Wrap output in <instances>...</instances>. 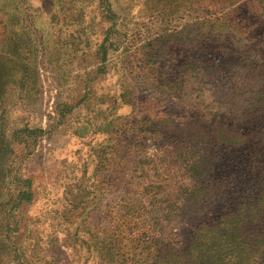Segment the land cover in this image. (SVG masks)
Listing matches in <instances>:
<instances>
[{"label": "rangeland", "instance_id": "1", "mask_svg": "<svg viewBox=\"0 0 264 264\" xmlns=\"http://www.w3.org/2000/svg\"><path fill=\"white\" fill-rule=\"evenodd\" d=\"M248 154L264 0H0V264H264Z\"/></svg>", "mask_w": 264, "mask_h": 264}, {"label": "trees", "instance_id": "2", "mask_svg": "<svg viewBox=\"0 0 264 264\" xmlns=\"http://www.w3.org/2000/svg\"><path fill=\"white\" fill-rule=\"evenodd\" d=\"M248 156L249 159H247L248 161L245 162L246 164L249 163L247 164V168H246L247 176L243 178V180L245 184V190L249 191L248 189H251L254 195L249 196V198L243 199V202L240 204L241 208L238 209V211L239 213L243 214V225L245 226V229L248 223V225H250L251 228L254 229L255 236L264 237V162L258 160L256 156H253L252 154H248ZM221 169H223L222 165H219L218 163L215 164L214 170L220 171ZM234 172L239 175L241 174V171H238L237 167L234 168ZM0 173H1V169H0ZM21 199L30 201L32 199V193L24 192L21 195ZM251 210H254V212L251 213ZM248 211H250V213H248ZM225 219H230V215H226ZM245 232H246L245 241H244L245 248L248 249L251 245H254L256 246L255 250L259 251V247L261 246V243L256 242L257 240L251 241L247 229ZM130 236H128V238ZM246 256H247V252H246ZM188 264H192V263L189 262Z\"/></svg>", "mask_w": 264, "mask_h": 264}]
</instances>
